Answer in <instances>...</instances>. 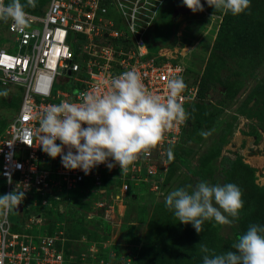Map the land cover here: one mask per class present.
I'll use <instances>...</instances> for the list:
<instances>
[{"label": "built area", "instance_id": "2783aa9c", "mask_svg": "<svg viewBox=\"0 0 264 264\" xmlns=\"http://www.w3.org/2000/svg\"><path fill=\"white\" fill-rule=\"evenodd\" d=\"M163 2L48 0L41 13L26 11L29 25L22 31L7 22V50L0 48V84L18 86L21 101L0 135V178L3 194L18 184L26 187L16 224L9 220V211L0 214V264H131L129 256L116 259L107 243L98 245L97 241L86 242L74 254L78 262L66 258V208L59 206L64 219L51 230L43 212L26 216L23 210L25 198L32 197L30 204L35 209L52 207L59 192L78 190L79 196L85 193L92 199L88 215L111 221L121 199L123 202L139 190L157 193L162 189L172 161L165 149L172 147L173 151L186 121L164 130L150 155L139 157L127 171H120L118 165L109 170L100 164L85 175L79 169L66 170L59 156L50 158L40 150L36 116L50 104L79 102L87 91H106L112 77L128 70H134L145 88L162 98L167 94L168 79L182 77L186 87L178 102L187 112L197 98L199 75L186 70L175 57L161 53V48L152 51L149 47L147 35ZM13 225L20 230H13Z\"/></svg>", "mask_w": 264, "mask_h": 264}, {"label": "clouds", "instance_id": "9594fccd", "mask_svg": "<svg viewBox=\"0 0 264 264\" xmlns=\"http://www.w3.org/2000/svg\"><path fill=\"white\" fill-rule=\"evenodd\" d=\"M250 2L204 0L214 10L232 16L245 12ZM36 3L37 0H24V3L0 0V22L10 21L16 30L22 31L30 19L25 9L34 8ZM181 3L193 13L203 9L201 0H181ZM166 87L167 94L162 98L148 91L134 70H128L112 77L106 91H87L79 102L63 100L50 104L36 116L40 150L50 158L59 156L66 170L79 169L85 175L100 164L109 170L118 165L120 171H127L139 157L150 155L162 140L164 130L184 124L188 118L178 102L186 87L183 78H169ZM7 94V90H0V96ZM200 135L207 137L211 131H202ZM165 154L171 161L172 147L165 149ZM164 181L165 178L162 188ZM8 182L11 183L10 177ZM18 185L13 191L0 194V214L15 210L22 202L26 186ZM241 195L239 186L232 182L198 181L169 191L164 206L178 222L190 224L199 234L207 221L218 225L233 223L243 205ZM136 246L139 249L140 243ZM199 251L202 264H264V224H250L229 250L215 253L200 244ZM127 256L131 253L115 252L116 259Z\"/></svg>", "mask_w": 264, "mask_h": 264}, {"label": "rangeland", "instance_id": "374dc122", "mask_svg": "<svg viewBox=\"0 0 264 264\" xmlns=\"http://www.w3.org/2000/svg\"><path fill=\"white\" fill-rule=\"evenodd\" d=\"M41 1L37 0V3H41ZM7 2L8 0H5V3ZM21 2L24 3V0ZM177 2L178 0H164L160 9L165 7L166 16L162 17L160 28L165 30L161 31L162 34L158 41L151 32L155 25L154 22L147 35L150 41L149 47L152 50V47L157 45V48H161V53L175 57V61L181 62L186 70L189 69L195 75L201 74L222 15L208 12V7H212L204 4V0H201L203 5L201 12L187 13L172 21L167 15L178 4ZM260 24L262 45L264 46V17ZM4 36H6L5 32H0V48H3L6 42L3 39ZM15 45L13 43L12 52L16 51ZM213 58L210 61L209 71L214 77L218 75V80L210 85L208 97L203 103L214 108L218 106L221 113L214 118L207 113V118L199 126H192L193 123H190L188 131L191 137L187 135V140H183L181 144L182 153L189 158V167H175L174 177L169 182L168 187L162 188L157 193L142 190L136 194L132 204H128V198L123 202L121 199L119 202L122 204H117L111 222L105 221L99 228L102 237L100 239L104 242L109 241L110 248L114 245L113 250L117 254L126 253L123 251L122 245H116L118 240L122 241L123 239L125 233L123 227L125 230L131 229L141 239L142 244L149 245L145 250H140L136 243H127L133 247L131 256H129L132 264L134 260V264H165L166 256L162 254L161 244L157 237L161 236L166 225L171 224L172 220H174L175 225L179 222L172 215V212L165 208L164 197L176 187L195 184L198 181L220 184L232 182L226 179L225 172L227 167L229 170L231 167L222 158L240 161L250 167L253 171L254 183L258 187H264V48L250 62L234 55L222 61L219 53L214 54ZM191 76L192 74L189 75V77ZM227 80L234 82V95L231 97L225 95L221 84ZM6 86L11 87L10 84H0V90H7L8 93L6 96H0V125L5 119H11L15 111L14 107L18 105L19 101L18 90L12 89V87L7 89ZM3 131H0V135ZM202 131H211V135L202 137L200 135ZM219 146L220 151L218 153L217 148ZM191 167L193 168L191 169ZM191 170L194 172L192 173ZM2 181L0 178V194H3L4 189ZM62 193L72 196L73 199L80 197L78 190ZM81 198L87 200L83 199L85 200L84 203L71 201V204L81 210H90L91 197L83 193ZM24 209L23 213L29 211L25 208V204ZM34 211L36 209L30 207L28 213ZM241 213L242 209L238 218L231 224H217L216 242L221 237L228 238L229 241L234 239L242 220ZM17 215L13 210L9 211L8 218L12 224H16ZM205 223L214 224L211 221ZM64 227L67 232L72 228V233L64 244L66 258L78 262L79 258H76L74 254L82 249L86 242L88 244V241H93V237L88 232L97 228V225L89 221L82 224L71 219L65 222ZM13 230L20 229L13 225Z\"/></svg>", "mask_w": 264, "mask_h": 264}, {"label": "trees", "instance_id": "16d2710c", "mask_svg": "<svg viewBox=\"0 0 264 264\" xmlns=\"http://www.w3.org/2000/svg\"><path fill=\"white\" fill-rule=\"evenodd\" d=\"M47 2L48 0H42L41 3H36V6L34 8L29 7L26 8L25 11L41 13ZM207 11L219 15L221 14L222 19L217 29L216 36L213 42L211 43L205 67L202 70L201 74L197 73V75H199L197 100L187 107L188 118L186 120L185 125L182 127L179 142L173 147V159L165 175L164 188L168 187L169 182L173 179L175 167H189V158H187L186 155L182 153L181 144L183 140H187V135L191 137L188 131L190 123H193L192 126H199V124L205 118H207V113L213 118L219 116V114L221 113V109L218 108V106L214 108L211 105L206 106L203 103V101L208 97L210 85L213 84L215 80H218V75L214 77L209 71L210 61L214 57V54L219 53L222 61L234 55L241 59H246L250 62L264 48V46L262 45L263 43L261 37L262 30L261 27H259V24L261 23V20L264 17L263 0H251L248 9H246L245 12L236 16H232L230 14L225 15L222 12L209 7ZM6 25L7 23L0 22L1 33L6 32ZM156 50L157 45H155L154 48L152 47V51ZM221 84L224 88V93L226 96L231 97L232 95H234L233 80H227L226 82H222ZM11 87L12 89H17L19 92L18 105L14 107L15 113L18 110L19 103L21 101V90L16 85H11ZM11 87L6 86L7 89H10ZM8 121V119H5L1 123L0 131H3ZM217 149L219 153L220 146ZM222 160H225V162L231 167V170H229V168L227 167L225 171L226 179L228 181L236 183L242 193V220L239 224L238 233L235 234L233 240L229 241L228 238L221 237L216 242L217 224L209 225V223H204L202 225L201 232L198 234L195 232V230L190 224H181L179 222V224L175 225L174 220H172L171 224L166 225V227L164 228L165 231L161 234V236H156L158 242H160L161 244L162 254H164L166 258L168 257L167 259L165 258V264H202L201 253L199 251L200 244H205L213 252L220 253L225 250L231 249L238 236L243 233L250 224H264V187H258L254 183V180L252 179L253 171L247 165L241 163L240 161H231V159H227L225 157L222 158ZM192 168L193 167H191V169ZM191 172L193 173L194 170H191ZM140 191L141 190H139L137 193H139ZM135 196H132L131 194L127 196L128 199H126L129 200L128 204H132ZM31 199L32 197L25 198V208H29V211L30 207H32L30 204ZM63 199V196H61V200ZM76 201H82V203H84L85 200L81 199L80 196L76 199ZM26 204H28V206ZM29 211H25L24 214L27 216L29 214ZM36 211L39 210L36 209ZM44 212V215L47 216L46 223L50 225H48V230H51V226H53V224L57 221H61V219L63 218L62 214L53 213L50 209L45 210L44 208ZM67 212L68 221L71 220L69 218L71 215H77L74 222L77 221L83 224V222L89 221L91 223L94 222L97 226L100 227L103 225V221L98 216L94 214L88 215V210L78 209L72 204H67ZM168 217H170V215ZM123 230L125 233L123 235L122 241L126 243H140V250H145L146 247L149 246L145 243L142 244L141 239L137 235H135L131 231V229L125 230L123 227ZM71 233L72 228L68 232V235H70ZM90 235L92 237H98L97 232H90ZM156 248L158 249V247ZM134 262L135 260L133 261V264Z\"/></svg>", "mask_w": 264, "mask_h": 264}, {"label": "crops", "instance_id": "0c3cea01", "mask_svg": "<svg viewBox=\"0 0 264 264\" xmlns=\"http://www.w3.org/2000/svg\"><path fill=\"white\" fill-rule=\"evenodd\" d=\"M48 189V188H47ZM46 190V189H45ZM47 191H49V189L47 190ZM61 196H63V200H61ZM68 197V198H67ZM32 200V199H31ZM71 201H76V199H73V197L72 196H67V195H62L60 192H59V199H55V200H53V201H51V202H53L51 205H52V207H49V206H46V207H43V208H38V210L39 211H41V212H44V208H45V210L46 209H50L53 213H57V214H62V219H64V216H63V213H59V206L60 205H63V208H66L65 210H66V212H65V215H66V218H65V220L68 222V220H67V215H68V212H67V204H70V202ZM31 202V201H30ZM118 203L119 204H122V203H120L119 201H118ZM118 203H116L115 204V208H116V206H117V204ZM45 213V212H44ZM17 216H19V213H18V215ZM45 216V215H44ZM76 217H77V215H71L69 218L70 219H73V220H75L76 219ZM46 218H47V216H45V222H47V220H46ZM68 218V219H69ZM61 219V220H62ZM57 222H60V221H57ZM105 222V221H104ZM103 222V223H104ZM108 222H111V221H108ZM99 228H101L100 226H97V228H94V229H92L90 232H97V234H98V237H93V241H97V240H100V242H103L100 238H102L101 237V233H100V231H99ZM90 232H88L89 234H90ZM67 236H69L68 235V232H67ZM121 241V240H120ZM119 240H118V243L116 244V245H118V244H120V245H122L124 248H123V250L124 251H126L127 253H131V249L133 248V247H131V244H127V243H124L123 241H121L120 242ZM114 242V241H113ZM105 243H107L108 244V246H109V249H111V251H114L113 250V247H114V245H113V247L112 248H110V245H109V241L108 242H105ZM128 245V246H127ZM131 248V249H130ZM115 249V248H114ZM115 252V251H114Z\"/></svg>", "mask_w": 264, "mask_h": 264}, {"label": "flooded vegetation", "instance_id": "af4514ba", "mask_svg": "<svg viewBox=\"0 0 264 264\" xmlns=\"http://www.w3.org/2000/svg\"><path fill=\"white\" fill-rule=\"evenodd\" d=\"M181 0H178V2L177 3H179ZM177 5V4H176ZM175 5V6H176ZM174 6V7H175ZM173 7V8H174ZM173 11V9L171 10V12L167 15V17H169L172 21H175L178 17H180V16H182V15H185V14H180V15H175V16H173L172 15V12ZM198 13L199 12H201V11H197ZM197 12H195V13H197ZM189 13H192V12H189ZM163 16H166V9H165V7H163L162 9H160L159 10V14H158V16H157V18H156V20H155V25H154V28H153V30H152V33L154 34V37H156L157 38V40L159 41V39H160V37L159 36H161V31L163 30H165L164 28L162 29V28H160V23H161V20H162V17Z\"/></svg>", "mask_w": 264, "mask_h": 264}, {"label": "water", "instance_id": "95a60500", "mask_svg": "<svg viewBox=\"0 0 264 264\" xmlns=\"http://www.w3.org/2000/svg\"><path fill=\"white\" fill-rule=\"evenodd\" d=\"M172 15L175 16V15H180V14H187L189 12H192L190 9H188L186 6H184L181 1L173 8V11H172ZM48 189H46L47 191ZM23 209V204L22 203H19L15 210L16 212H21Z\"/></svg>", "mask_w": 264, "mask_h": 264}]
</instances>
